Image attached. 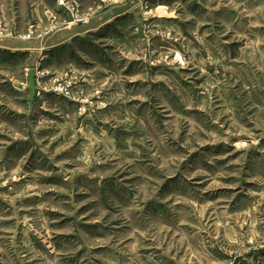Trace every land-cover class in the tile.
I'll list each match as a JSON object with an SVG mask.
<instances>
[{
  "label": "rangeland",
  "instance_id": "374dc122",
  "mask_svg": "<svg viewBox=\"0 0 264 264\" xmlns=\"http://www.w3.org/2000/svg\"><path fill=\"white\" fill-rule=\"evenodd\" d=\"M20 1L0 0V264H264V0H143L43 52L127 0Z\"/></svg>",
  "mask_w": 264,
  "mask_h": 264
},
{
  "label": "crops",
  "instance_id": "0c3cea01",
  "mask_svg": "<svg viewBox=\"0 0 264 264\" xmlns=\"http://www.w3.org/2000/svg\"><path fill=\"white\" fill-rule=\"evenodd\" d=\"M143 0H127L125 1L123 4L119 5L118 7H115L113 10L109 11L106 10L104 12V15L100 16L98 18L97 21H94L93 24L91 26H87V27H69L66 28L64 30L59 31L57 34V36H55L53 34V36H48V42L45 43L46 47H44L42 44L37 46L36 48L43 52L46 51V49H53V48H57L58 46H63L66 45L67 43L71 42L73 39L75 38H81L87 35H91L93 33L99 32L101 29H103L104 26L110 25V24H114L116 22H119L123 19H125V21L128 20V16L130 15H135V18L137 17V15L140 13V7L142 4ZM1 7H3V3L0 4ZM44 6V5H43ZM41 7L40 10L38 9V15L41 16L50 10H53V8L50 6L48 7V4L45 5V7ZM164 6V5H163ZM163 6L159 7V10H161V8H163ZM22 11V13L24 12V9H26V5L24 4V2H22V0L19 2V4H17V6L15 7V9H17ZM17 10V11H18ZM16 11V12H17ZM40 13V14H39ZM162 14V13H160ZM165 14V13H164ZM24 15V14H23ZM40 16V17H41ZM159 18H162L158 15H156ZM122 18V19H121ZM15 19V17H14ZM45 19V18H44ZM16 24H17V30H23L26 26L25 21L23 20H16ZM19 31V32H20ZM55 38H60L61 42L60 43H56L54 42ZM9 45L6 44H1L0 43V51L2 52H16L15 49H12L10 47H8ZM34 44L31 43L29 48L27 49V51L30 52H34Z\"/></svg>",
  "mask_w": 264,
  "mask_h": 264
},
{
  "label": "water",
  "instance_id": "95a60500",
  "mask_svg": "<svg viewBox=\"0 0 264 264\" xmlns=\"http://www.w3.org/2000/svg\"><path fill=\"white\" fill-rule=\"evenodd\" d=\"M29 84L31 88V102H33L37 95V85H36V72L32 70L29 74Z\"/></svg>",
  "mask_w": 264,
  "mask_h": 264
},
{
  "label": "built area",
  "instance_id": "2783aa9c",
  "mask_svg": "<svg viewBox=\"0 0 264 264\" xmlns=\"http://www.w3.org/2000/svg\"><path fill=\"white\" fill-rule=\"evenodd\" d=\"M71 21H72V23L78 25L81 23H85L87 21V17L85 15H81V14H79V12H77L74 14V17Z\"/></svg>",
  "mask_w": 264,
  "mask_h": 264
}]
</instances>
